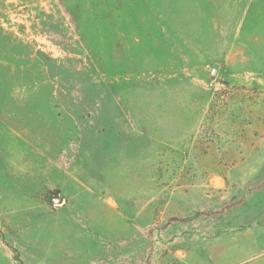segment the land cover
<instances>
[{
    "label": "rangeland",
    "instance_id": "1",
    "mask_svg": "<svg viewBox=\"0 0 264 264\" xmlns=\"http://www.w3.org/2000/svg\"><path fill=\"white\" fill-rule=\"evenodd\" d=\"M0 264H264V0H0Z\"/></svg>",
    "mask_w": 264,
    "mask_h": 264
},
{
    "label": "water",
    "instance_id": "2",
    "mask_svg": "<svg viewBox=\"0 0 264 264\" xmlns=\"http://www.w3.org/2000/svg\"><path fill=\"white\" fill-rule=\"evenodd\" d=\"M56 200H57V202L63 201V198L59 195V193L56 194Z\"/></svg>",
    "mask_w": 264,
    "mask_h": 264
}]
</instances>
